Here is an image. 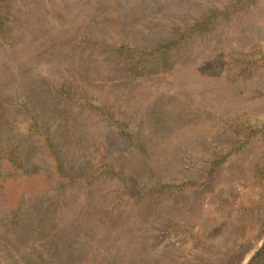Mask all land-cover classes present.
Here are the masks:
<instances>
[{
    "label": "rangeland",
    "instance_id": "obj_1",
    "mask_svg": "<svg viewBox=\"0 0 264 264\" xmlns=\"http://www.w3.org/2000/svg\"><path fill=\"white\" fill-rule=\"evenodd\" d=\"M0 17V264H264V0Z\"/></svg>",
    "mask_w": 264,
    "mask_h": 264
},
{
    "label": "trees",
    "instance_id": "obj_2",
    "mask_svg": "<svg viewBox=\"0 0 264 264\" xmlns=\"http://www.w3.org/2000/svg\"><path fill=\"white\" fill-rule=\"evenodd\" d=\"M0 19H1V17H0ZM123 135L130 140L133 138V136L131 134H128L127 132H123ZM263 170L264 169H262V168L256 169V170H254L253 173H254L255 177L260 178L264 181V171ZM131 189L136 190L138 192L137 194L141 195V193H142L138 186L133 185V187H131ZM262 251H264V249ZM245 258H246V255L244 254L240 258H236L234 260L233 264H242L244 262Z\"/></svg>",
    "mask_w": 264,
    "mask_h": 264
}]
</instances>
